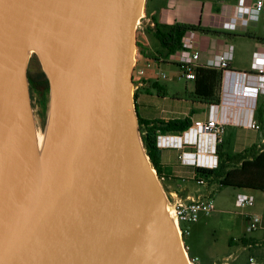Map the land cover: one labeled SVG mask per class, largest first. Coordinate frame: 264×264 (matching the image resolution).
I'll return each instance as SVG.
<instances>
[{"label":"water","instance_id":"1","mask_svg":"<svg viewBox=\"0 0 264 264\" xmlns=\"http://www.w3.org/2000/svg\"><path fill=\"white\" fill-rule=\"evenodd\" d=\"M145 2L0 0V264H189L138 128ZM33 61L48 86L43 130Z\"/></svg>","mask_w":264,"mask_h":264},{"label":"rangeland","instance_id":"2","mask_svg":"<svg viewBox=\"0 0 264 264\" xmlns=\"http://www.w3.org/2000/svg\"><path fill=\"white\" fill-rule=\"evenodd\" d=\"M158 6L164 7L170 1H175L181 4H203L205 7L203 11L206 13V7L209 3H216L217 0H158ZM222 7H230L231 5H237L243 0H221ZM254 1V0H249ZM264 5V0H261ZM264 24V15H260V20L257 23L258 28L251 31L253 35L235 34L234 36H228L229 43L233 47V60L232 69L237 71L247 70V65L252 51L264 48L257 43L259 35L261 33L262 25ZM152 25L149 19L146 18V2L145 9L142 13L141 19L138 21L135 31L136 48L134 57L138 60L136 69L143 70L144 76L142 79H154L157 80L160 86L166 91V98L162 100L164 104L163 110H171L178 114H191L193 120H202L205 117L206 107L203 104L193 102L190 100L189 95L193 92V83L187 81L184 78H180V70L172 66L160 65L159 68L155 66V63L148 58L153 57L156 50L159 49L157 42L151 35ZM195 35V33H194ZM197 34L196 36L203 37L208 40L209 46L207 50H204V44L200 43L197 39V49L203 54L207 55L211 47V42L216 40V35ZM253 36V37H252ZM139 47H138V46ZM164 73L166 79H161L156 74ZM27 73L30 76H35L41 73L39 65L33 61L29 64ZM133 84L137 80L133 77ZM138 81V80H137ZM135 87V86H134ZM140 89H133L134 93ZM138 98L134 103L139 101L140 97H148L144 91H137ZM30 102L41 130L45 127L44 124H40V106L38 105V96L36 94L31 95L29 89ZM155 97V95H154ZM160 98H158L159 100ZM182 112V113H181ZM47 116V106H46ZM46 119V117H45ZM256 119V118H255ZM140 133V132H139ZM261 132H255L248 129L231 128L227 129L224 134V138L227 140L226 150L229 154H235L242 148L243 145L248 144H261L259 134ZM141 137V136H140ZM158 177V176H157ZM159 179V177H158ZM204 181V180H203ZM204 185H199L195 181L191 180L187 183L188 191L181 190L179 188L167 189L163 184L162 188L167 194V191H175L176 194L182 198L186 192L193 197L205 198L203 200H210L213 203L214 210L208 215L199 216L197 222L191 224H182L181 228L187 232L182 238V242L185 251L189 259L196 258L198 264H247L248 259L252 258L256 264H264V245L260 243L262 233L264 231V192L247 189H235L230 187H220L216 182L207 183L204 181ZM161 183V182H160ZM238 194H249L253 196L254 205L250 208L239 209L235 206V198ZM258 216L260 223L258 228L254 231L248 230L249 220L246 216ZM242 237H251L250 239L256 241L254 246H250L243 249L239 244V240ZM230 242H232L230 244Z\"/></svg>","mask_w":264,"mask_h":264},{"label":"built area","instance_id":"3","mask_svg":"<svg viewBox=\"0 0 264 264\" xmlns=\"http://www.w3.org/2000/svg\"><path fill=\"white\" fill-rule=\"evenodd\" d=\"M260 15H264V5L261 0H254L250 5L245 0L231 6L229 13L222 23L221 29L227 33L245 32L251 23H257ZM264 31V27H263ZM195 33V35H194ZM181 48L170 53L165 63L155 64L157 69L160 65H168L180 70V78L194 81L193 69L206 67L221 72L218 89V102L208 106L206 121H194L191 126L181 134H166L157 137V148L181 149L184 145L196 147L195 153H184L183 163L193 165L195 168L214 169L217 166L216 147L222 142L226 127L248 129L261 132L264 135V65L263 55H253V65L250 72L234 71L229 68L232 60V45L216 48L209 55L201 54L197 49L195 31H188L181 41ZM138 60L132 71V76L137 80L134 89L141 87L143 70L136 69ZM161 79H166L164 73L156 74ZM133 81V78H132ZM263 104L262 123L255 119L258 104ZM159 181H161L159 179ZM199 185L205 182L200 179L196 181ZM171 214L181 238L187 234L181 228L182 224L197 222L199 216L208 215L214 210L213 203L205 198L187 196L179 197L175 192L167 193ZM254 205L253 196L238 194L235 198V206L239 209L250 208ZM248 230L254 231L258 228L260 218L249 216ZM186 249V247H185ZM189 264H198L196 258L189 259ZM225 264V263H224ZM247 264H256L252 258Z\"/></svg>","mask_w":264,"mask_h":264},{"label":"trees","instance_id":"4","mask_svg":"<svg viewBox=\"0 0 264 264\" xmlns=\"http://www.w3.org/2000/svg\"><path fill=\"white\" fill-rule=\"evenodd\" d=\"M146 18L149 19L152 25L151 35L159 47L155 55L148 58V60H152L155 64L165 63L170 53L181 48L180 41L186 32L195 31L201 34H215V32L202 28L199 25L178 22H174L172 25L161 24L154 15L148 16L147 10ZM193 72L195 77L194 81H192L193 92L189 95L190 100L205 106L217 103L221 72L206 67H196L193 69ZM27 78L31 95L36 94L38 96V105L41 110L39 121L42 125L45 122V112L48 102L47 82L42 73L35 76H30L27 73ZM141 84L142 86L138 90L144 91L147 96L155 95L157 98H165L167 95L157 80L141 79ZM137 91L134 93L135 102L138 98ZM136 113L143 148L152 169L160 177V150L156 145L157 137L166 134H181L191 126V121L189 118L149 120L142 118L138 114L137 108ZM262 114L263 104L259 103L255 112V118L258 123H262ZM216 156V168H194L196 181L202 179L207 183L216 182L220 187L264 192V148L258 151L255 146H251L240 153L229 154L226 152L225 143L222 140L216 147ZM256 243V241L246 237H242L239 240V244L244 248L254 246ZM260 243L264 245V233Z\"/></svg>","mask_w":264,"mask_h":264},{"label":"crops","instance_id":"5","mask_svg":"<svg viewBox=\"0 0 264 264\" xmlns=\"http://www.w3.org/2000/svg\"><path fill=\"white\" fill-rule=\"evenodd\" d=\"M252 2L253 1L245 0L246 5H250ZM158 3H159L158 0H146V10L148 12V16L154 15L157 18L159 23L166 24V25H172L174 22H178V23L199 25L202 28H207L208 30L215 32V34H212V35H216L215 36L216 40H213L211 42V47H210V50L208 51V55L210 53H213V51L216 48H220L228 44L231 45L228 41L229 40L228 38H230L228 36H234L235 34H241V33L245 35H253L251 31L253 29L256 30L258 28L257 23L260 20V17H259V20L257 21V23H251V25L247 28L245 32L227 33L225 31H222L221 26L229 13L230 7L234 5H231L228 8L222 7V1L217 0L216 3L207 4L206 13H205L203 11L205 7L203 4L190 3V5H188V4H181L175 1H170L167 3L166 6L160 8V6H158ZM263 27H264V24L262 25L261 33L259 35V39H261L262 41L256 40L257 43L263 44L261 45L262 47H264ZM249 29L251 30L250 32H249ZM197 34H200L202 36V34L199 32H196V35ZM196 39H198L200 43L204 44V47H203L204 50L208 49L207 47L209 46V42L207 39L203 37H199V36H196ZM255 53L263 55L262 60H263V65H264V48H260L259 50L252 51L251 56L249 58L248 65H247L248 67L247 70L240 71V72H250L252 70L253 55ZM232 60H233V50H232ZM232 60L229 63L230 69H232ZM165 98H160L158 100V98L154 96H148L145 98L140 97L139 101L136 103L138 114L142 118L149 119V120H152V119L175 120V119L189 118L191 123H193L194 121H206L207 115H208V106H205L206 107L205 117L202 120H193L190 116L191 114H188V115L178 114L177 112L173 111V109L163 110L164 104L162 103V100H165ZM231 128L233 127H226L225 131ZM225 131H224V134H225ZM259 137L261 139V142H260L261 144L252 143L248 145H243L242 148L238 150L235 154L240 153L244 151L245 149L250 148L251 146H255L258 151L262 150L264 148L263 133H260ZM223 142L225 143V150H226L228 143H227V140L224 138V135H223ZM159 150H160V167H161V174H160L159 179L161 180L160 181L161 184H163L164 187L167 189L179 188L181 190L188 191L187 183L191 180L196 182L195 174H194L195 167L193 165H186L185 163H183L182 156L184 153H195L196 147L184 145V147L181 149H174V148L161 149L160 148ZM226 152L229 153L227 150ZM167 192L169 193V192H175V191L171 190ZM187 196H191V194L186 192L184 196H182V198H185ZM245 218H248V216H246ZM263 233H262V237H263ZM250 238L251 237H249V239ZM242 248L246 249L244 247Z\"/></svg>","mask_w":264,"mask_h":264},{"label":"bare ground","instance_id":"6","mask_svg":"<svg viewBox=\"0 0 264 264\" xmlns=\"http://www.w3.org/2000/svg\"><path fill=\"white\" fill-rule=\"evenodd\" d=\"M24 62H25V59L24 58L21 59L20 65L22 66L24 64ZM41 133H42V136L45 138L46 137L45 130L44 131H41Z\"/></svg>","mask_w":264,"mask_h":264}]
</instances>
